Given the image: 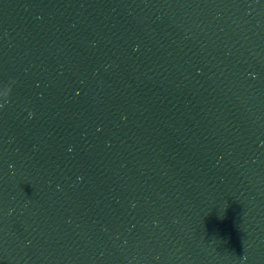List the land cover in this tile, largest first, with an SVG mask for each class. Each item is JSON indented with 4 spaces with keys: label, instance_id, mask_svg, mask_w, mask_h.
<instances>
[{
    "label": "water",
    "instance_id": "1",
    "mask_svg": "<svg viewBox=\"0 0 264 264\" xmlns=\"http://www.w3.org/2000/svg\"><path fill=\"white\" fill-rule=\"evenodd\" d=\"M0 264H264V0H0Z\"/></svg>",
    "mask_w": 264,
    "mask_h": 264
}]
</instances>
